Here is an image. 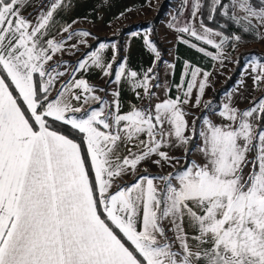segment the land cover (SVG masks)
<instances>
[{"label":"crops","instance_id":"1","mask_svg":"<svg viewBox=\"0 0 264 264\" xmlns=\"http://www.w3.org/2000/svg\"><path fill=\"white\" fill-rule=\"evenodd\" d=\"M162 1L0 0V66L25 108L0 73V264H142L102 214L146 264L166 261L163 248L156 250L166 247L163 241L142 237L151 179L127 185L143 172L128 164L147 147L141 137L145 123L135 119L145 99L148 70L139 59L150 51L147 31L123 37L127 53L113 82L118 107L110 132L115 136L97 129L93 115L88 121L67 118L98 100L90 101V76L116 59L119 47L113 42L78 60L95 35L110 37L130 22L150 20ZM109 28L114 31L105 32ZM70 47L78 56L60 59ZM50 61L73 71L59 82L44 116L84 133L97 195L78 144L48 129L37 114L36 74L46 92L54 83L50 79L65 72L51 73ZM76 61L82 65L76 67ZM137 71L144 83H136ZM257 189L254 185L251 200L241 202L229 190L184 195L178 210L183 256L170 254L175 263L264 264V192L260 196Z\"/></svg>","mask_w":264,"mask_h":264},{"label":"rangeland","instance_id":"2","mask_svg":"<svg viewBox=\"0 0 264 264\" xmlns=\"http://www.w3.org/2000/svg\"><path fill=\"white\" fill-rule=\"evenodd\" d=\"M203 1L176 0L174 7L157 25L158 36L165 50L162 55L163 63L158 69L155 67L161 55L151 44L149 50L154 51V56L149 51L139 59L146 65L144 67L149 76L146 79L145 99L138 106L135 119L139 123H145L141 137L147 147L139 150L128 166L131 165L133 170L138 167L140 172L143 171L151 179L142 237L156 238V243L163 241L166 247L156 246V250L163 248L162 251L166 253L163 264H176L170 254L183 256L184 230L179 227L178 210L179 200L184 195L194 196L200 190L216 193L229 190L240 197L238 199L241 202L251 200L254 185H257L259 195V192H264V139L261 138L264 132L260 130L264 111V62L261 60V55H264V0H257L262 5L259 8L252 5L250 0H230L225 5L224 13L236 22L237 27H245L257 35V42L248 45L242 44L237 35L228 38L220 31L203 26L200 23ZM222 1L215 0L216 4ZM160 4H155L154 16ZM180 9L181 14L177 16ZM242 22H246L250 28ZM113 31V28H109L105 32ZM146 31L151 37V32ZM180 42L210 58L213 66L207 71L184 62L175 84L176 46ZM122 48L123 57H126V44ZM244 48L260 53L248 55L236 86L220 98V110L215 112L216 107L212 104L215 89L230 77L236 66L235 61ZM75 56H78L75 47H70L59 57L72 59ZM57 62L48 63L52 68L50 72L61 73L63 69L65 72L58 79H53L57 75L51 77L50 80L54 83L46 91L48 98L56 97L57 90H60L59 82L73 71V66L67 69L65 63ZM76 62V67L82 65L79 64L80 61ZM110 66L108 70H100L97 75L90 76V101L98 100L85 110L72 111L75 116L70 118L68 115L67 118L70 121H81L76 114L88 111L89 117L93 115V120H96L95 124L113 134L110 129L118 107L114 81L104 88L109 78ZM118 72L120 73V69ZM139 74L137 71L134 75L136 83H144ZM260 98L262 99L258 101ZM99 114L106 116L99 117ZM203 115L205 118L201 121L197 146L187 156L188 140L193 137L195 122ZM234 126L237 127L233 130ZM237 129L240 132H235ZM114 136L115 134L112 137ZM187 157L191 163L185 170ZM216 162L218 163L215 164ZM237 169V174L232 175ZM256 170H259L258 173ZM124 187L125 185L122 186ZM247 191L250 196H246ZM122 236L125 238V235ZM131 246L133 247L132 244ZM133 249L140 260L141 253L134 247ZM168 249L171 253H168ZM158 256L155 253V257Z\"/></svg>","mask_w":264,"mask_h":264},{"label":"trees","instance_id":"3","mask_svg":"<svg viewBox=\"0 0 264 264\" xmlns=\"http://www.w3.org/2000/svg\"><path fill=\"white\" fill-rule=\"evenodd\" d=\"M175 1L176 0H164L159 5L157 12L155 16L153 17V19L149 21L138 20L135 22H130L124 27H122L121 30L117 34L110 36V37H106V36L102 37V36L95 35V40L90 44V46L85 50V52L82 54V56L78 60H83L87 55L95 51L99 45H102V44L106 45V44L113 43V42L118 43V47H119L118 52L116 54V59L114 60V62L112 63L110 67L109 78L106 83V86L104 87L106 88L115 80L118 68L123 60V48H122L123 37L126 36L127 34L149 30L152 34L150 38V43L157 50V52L160 53L161 55L155 67L156 69H158L163 63L164 57L162 55L165 53V50L158 36L157 25L164 19L167 13L174 7ZM229 2L230 0H223L221 3L216 4L215 0H204L202 4L201 14H200V23L203 26L207 27L208 29L222 32L228 38L233 35H237L240 38V41L242 42V44L244 45L257 42V35L255 33L250 31V29H245V27H243L244 29H240L239 27L235 25L236 22L230 16H227L224 13L225 5L229 4ZM250 3L258 8L262 6L257 0H250ZM180 14H181V9L180 11H178L177 16H179ZM242 23H244V26H248L250 28V26L246 22H242ZM252 53L259 54L260 52L259 53L256 51L251 52L247 48L242 49V53L237 58V61H235L236 66L234 70L232 71V73L230 74V77L227 78L225 83L221 84L219 87L215 89V93L212 98V101H213L212 104L214 105V107H216L215 112L220 110V100H221L220 98L226 95L229 91H231L236 86L240 76L242 75V70L245 66V59L248 57V55ZM176 56H177V61H176V76H175V81H174L175 84H177V81L179 79L178 73H180L184 62H190L191 64L196 65L207 71L210 70L213 66L212 60L210 58L206 57L205 55L197 52L196 50L192 49L191 47H188L187 45L181 42L178 43L176 46ZM261 60L262 62H264V55H261ZM0 73L2 77L6 80V82L8 83L17 101L20 103V105H22L23 109L25 110L20 97L18 96L17 92L14 90L13 86L9 82V79L4 69L2 68V66H0ZM36 81H37L36 83V92H37L36 97L37 98L36 99L38 102L37 114L40 116H43L45 126L48 129L60 135H63L67 137L68 139L74 141L76 144H78L82 152L83 160H84L85 167L88 173V177L92 185V189L94 192H96L95 182H94V173H93V170L90 164V159H89L87 148H86V141H85L84 133L77 130L76 128H74L68 123L60 122V121L44 116L45 110L52 99L48 98L47 93L42 90L38 73L36 74ZM261 99L262 98L258 99V101ZM94 108H97V106H95ZM89 114L90 113L88 111L85 113H78L76 114L77 115L76 117H79L81 121H88ZM72 116H75V114ZM28 117L31 120L32 124L35 126L34 121L29 113H28ZM203 118H205V115H203V117L198 118V120L195 122L193 137L188 140V147H187L188 155L187 156H189L192 153V151L195 150L197 146V142L199 140V134H200L201 121ZM95 126L97 129L102 130L103 132H106V130H104L103 127L97 124H95ZM260 126H261L260 130L264 132V111L262 113V120H261ZM110 135L113 136V134H110ZM190 163H191L190 158L187 157L186 164L184 167L185 170L189 168ZM141 177H146V174L144 175L142 173L141 175H139L138 178L134 179L129 184V186L132 184H135L138 181V179ZM95 195H97V192ZM102 216L104 217V220L107 223L108 227L133 252L135 257L138 259L131 244L122 236V234L117 229L114 228V226L109 222V220L105 217L104 214H102ZM140 260L142 264H146L145 261L142 259V257L140 258Z\"/></svg>","mask_w":264,"mask_h":264}]
</instances>
